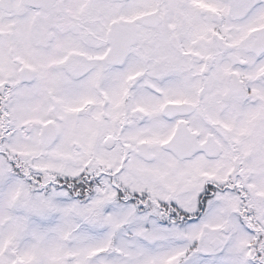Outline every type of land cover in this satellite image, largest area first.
Instances as JSON below:
<instances>
[{
    "label": "snow or ice",
    "instance_id": "obj_1",
    "mask_svg": "<svg viewBox=\"0 0 264 264\" xmlns=\"http://www.w3.org/2000/svg\"><path fill=\"white\" fill-rule=\"evenodd\" d=\"M0 264H264V0H0Z\"/></svg>",
    "mask_w": 264,
    "mask_h": 264
}]
</instances>
